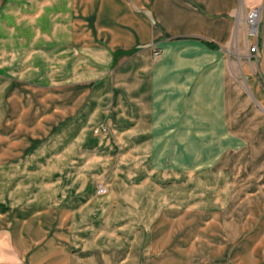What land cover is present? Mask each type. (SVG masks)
Returning a JSON list of instances; mask_svg holds the SVG:
<instances>
[{"label": "crops", "instance_id": "obj_1", "mask_svg": "<svg viewBox=\"0 0 264 264\" xmlns=\"http://www.w3.org/2000/svg\"><path fill=\"white\" fill-rule=\"evenodd\" d=\"M3 8L15 26L1 23L0 48L14 52L8 58L17 73L7 75L0 91V173L10 168L18 173L31 153L49 147V154L32 156V177L39 187L42 179H50V199L40 208L34 203L40 214L30 221L50 228L42 235L12 239L11 252L9 223L1 219L0 264H73L72 227L82 224L79 214L93 212V226L106 227L118 221L104 218L106 210L119 211L120 218L125 215L121 221L133 227H159L157 235L151 231L146 237L136 233L114 239V255L125 259L121 264H188L192 252L181 246L182 208L157 197L170 190L157 187L170 174L146 173L145 183L136 182L132 168L148 147L185 146L179 142L181 131L196 128L195 118L188 120L195 128H186V118L202 108L194 100L218 108V100L237 89L235 73L247 103L264 115V0H10ZM253 10L259 12L257 36H251L246 23ZM252 46H257L256 54L249 53ZM153 51L159 52L157 59ZM28 68L38 69L39 77H24ZM70 143L88 153L74 160L54 152ZM74 162L83 163L82 168L74 170ZM128 163L134 167L125 168ZM12 172L2 178H17ZM64 173L68 180L114 181L106 195L96 197L92 183L75 191L72 187L73 192L65 186L67 196L88 198L58 202L52 196H58L53 180ZM150 180L155 182L150 185ZM170 212L175 214L170 217ZM27 218L18 217L19 225L28 226ZM215 224L221 226L218 220ZM219 230L231 243V234ZM106 242L102 233L93 240L101 243L97 254L104 259ZM82 253L81 264H89L90 253ZM211 258L212 264H228L227 248Z\"/></svg>", "mask_w": 264, "mask_h": 264}, {"label": "rangeland", "instance_id": "obj_2", "mask_svg": "<svg viewBox=\"0 0 264 264\" xmlns=\"http://www.w3.org/2000/svg\"><path fill=\"white\" fill-rule=\"evenodd\" d=\"M9 2L10 0H0V27L1 23H6L8 27L15 26L1 13L3 6ZM1 33L0 31V47L3 44ZM10 53L14 52L0 48V91L3 80L7 79L13 71L17 73V65H13L8 58ZM158 57L159 55L153 58ZM27 70L23 72L24 77L25 75L30 79L39 77L38 69L36 71V68H28ZM26 73L30 75L27 76ZM34 74L37 76L35 77ZM237 74L235 73L233 77L237 89L228 92V99L220 98L218 103L221 105L218 108H204L205 100H194L196 106L201 105L202 108L200 114L186 118V128L188 126L196 128L181 131L183 136L179 142L185 143V146L148 147L146 152L137 158L138 164H135V168H132V171L134 170L138 175L136 182H143L142 176L146 173L149 176L155 172L160 177L165 172L170 174V179L160 178L157 181L159 182L157 187L169 186L170 188L168 193L163 192V196L157 197L159 200L163 198L164 201H168L171 206L175 204L182 208L180 211V220H182L180 234L183 235L181 246L186 252H192L190 255L192 258L188 259V264H212L213 252L225 250V248H227L228 264H264V115L257 113L252 105L247 103L237 85L238 81L241 82ZM232 81L231 76H228L230 85ZM214 110L217 112L212 113ZM1 118L0 115V125ZM193 118H195V125H188V120ZM39 151L30 154L31 158L24 165L21 164L18 173L15 171L18 170L17 168L7 169L5 174L0 173V220L4 219L9 223L7 230L9 229L11 236V252L14 248L12 239L18 241L20 235L24 237V234L27 237H33L35 234L42 235L50 228L46 225L41 228L36 227L32 225L34 222L30 221L40 214L38 209L34 210V203H38L36 208H40L39 203L43 205L50 199V179L48 177L42 179L43 185L39 187L37 180L32 177L35 163L32 156L49 154V147H42ZM54 152L59 156H72L74 160H80L75 158L88 153L75 143L58 145ZM60 165L59 163V172ZM71 165L76 170L82 168L83 163L74 162ZM124 167H134V163H128ZM9 170H14L10 174L16 175L17 178H2L3 175H8ZM47 170H49L48 166ZM112 181L114 180H110L109 177L85 180L76 176L68 180L65 173L62 176L59 174L58 179L53 180V183H57L58 196H52L56 197L58 202L65 201L68 197L70 202L82 203L88 197L85 194L67 196L65 186H69L73 192L72 187L75 191L79 187H89L91 183L92 189L95 185L102 184L109 192ZM153 182L155 181L150 180V185ZM96 186L93 197L98 196ZM119 213V211L113 213L108 210L104 212V218L109 216L112 220L118 218L115 225L106 227L93 226L97 223V221L91 223V218L96 219L92 215L93 212L84 211L83 215L79 214L82 224L72 227L75 236L72 248L73 264H81L82 252L90 253L89 260L85 261L89 264H121V261L124 262L125 259L117 257L119 253L114 255V239L124 236L130 238L136 233L146 237L151 231H154L155 235L158 234L159 227H133L129 222L121 221L125 215L120 218ZM173 214L175 212H170V217ZM23 215L29 217L27 218V223L30 222L28 226L19 225L18 217ZM216 220L221 226L215 224ZM219 229L227 230L231 234V243H227L225 238L220 237ZM100 233L107 241L103 252L105 259L101 258L99 253L97 254L101 243H93V240L97 241V235ZM165 233L162 232L161 235ZM110 236H112L111 242H109ZM159 239L160 237L155 238L156 245H160L157 243ZM82 242L85 245H82ZM146 242L144 238L143 249L146 247ZM101 245H104L103 242ZM165 245L167 246L168 243ZM124 264H128V261Z\"/></svg>", "mask_w": 264, "mask_h": 264}, {"label": "built area", "instance_id": "obj_3", "mask_svg": "<svg viewBox=\"0 0 264 264\" xmlns=\"http://www.w3.org/2000/svg\"><path fill=\"white\" fill-rule=\"evenodd\" d=\"M247 25L250 28V32H251V36H257L258 35V28H259V12L258 10H253L248 18H247ZM257 52V46H252L249 49V53L250 54H256ZM153 57L156 58L159 55L158 51H153ZM101 132L105 131L104 129H100ZM95 133H97V131H95ZM107 193V188L105 185L102 184H97L96 186V194L98 196H104Z\"/></svg>", "mask_w": 264, "mask_h": 264}]
</instances>
